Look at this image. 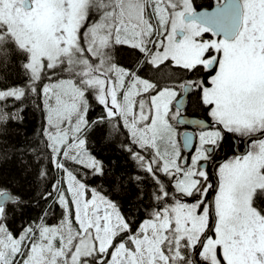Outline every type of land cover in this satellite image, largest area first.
Returning <instances> with one entry per match:
<instances>
[{"label":"snow or ice","instance_id":"1","mask_svg":"<svg viewBox=\"0 0 264 264\" xmlns=\"http://www.w3.org/2000/svg\"><path fill=\"white\" fill-rule=\"evenodd\" d=\"M33 97V151L61 174L41 198L61 212L14 232L24 201L0 187V264H264V0H0V129ZM97 130L133 174L93 153Z\"/></svg>","mask_w":264,"mask_h":264},{"label":"trees","instance_id":"2","mask_svg":"<svg viewBox=\"0 0 264 264\" xmlns=\"http://www.w3.org/2000/svg\"><path fill=\"white\" fill-rule=\"evenodd\" d=\"M203 2L204 0H195L196 4ZM122 50L124 53L129 51L128 49ZM130 60L131 57L129 60L122 59L121 62L128 64ZM21 80L20 69H12L8 82L20 83ZM21 107L23 108L20 113L22 119L12 120L0 129V187L10 188L14 193H18L24 201L20 206L6 205L8 224L14 232L21 231L22 227L39 217L45 209L49 210L48 220L51 221L57 219L56 212L59 215L61 212L58 205L52 204L51 199L41 198L43 193L51 191V185L61 174H58L54 167L48 164L46 155L43 159H38L33 151L37 147V141L40 139L38 133L44 122L42 100L33 97ZM100 113L101 109L97 107L90 112V116L95 118ZM92 151L112 169L113 176L134 173L133 163L121 150L120 141H106L100 130H97L92 136ZM44 164L48 165L51 173V177L47 180L38 175ZM91 183L97 184L100 181L94 178ZM111 183L110 179L103 181L105 187L110 186ZM136 194L135 187L128 185L126 193L118 197L122 202L123 210L128 211L132 207ZM147 202L146 198L145 203Z\"/></svg>","mask_w":264,"mask_h":264},{"label":"flooded vegetation","instance_id":"3","mask_svg":"<svg viewBox=\"0 0 264 264\" xmlns=\"http://www.w3.org/2000/svg\"><path fill=\"white\" fill-rule=\"evenodd\" d=\"M194 3H195V0H194ZM216 3V0H204V2L203 3H195L196 5H197V7L198 8H201V7H210V6H212V5H214ZM197 114L198 115H201L202 116V113H200V112H198L197 111ZM181 131H183L184 130V128H181L180 129ZM194 130V133L196 134L197 132H198V129L196 128V129H193ZM234 144H237V145H239V148L238 149H225V152H224V156H223V158H222V160H220V161H217L216 163L217 164H219V163H223V162H225V159L227 158V159H231L232 157H233V155H240V154H243V153H239V151L243 148V146H244V141H242V140H239V139H237V140H234V141H232ZM249 147V144L248 143H246V150H247V148ZM189 153L190 152H185L184 151V154L185 155H189ZM222 155V153L220 154V156Z\"/></svg>","mask_w":264,"mask_h":264},{"label":"water","instance_id":"4","mask_svg":"<svg viewBox=\"0 0 264 264\" xmlns=\"http://www.w3.org/2000/svg\"><path fill=\"white\" fill-rule=\"evenodd\" d=\"M214 7H215V4L212 5V6H210V7H201V8H198V10H201V11H203V10H209V11H211L212 8H214ZM193 129H196V126H189L187 129H184L183 131L187 130V131H189V132H193V134L195 135ZM183 131H182V132H183ZM194 143H195V141H194ZM181 144H182V141H181ZM184 151H185V152H190L189 149H185ZM245 151H246V143L244 142V146H243V148L239 151V153H243V152H245ZM223 156H224V153H222V155L220 156V159L217 160V161L222 160ZM217 161H216V162H217Z\"/></svg>","mask_w":264,"mask_h":264},{"label":"rangeland","instance_id":"5","mask_svg":"<svg viewBox=\"0 0 264 264\" xmlns=\"http://www.w3.org/2000/svg\"><path fill=\"white\" fill-rule=\"evenodd\" d=\"M122 59H124V60H129L130 59V56L127 53H124L123 50H121V54H120V60H122ZM55 217H57V219H58V217H59V213L58 212L55 213ZM56 220H54V221L48 220V222L49 223H55Z\"/></svg>","mask_w":264,"mask_h":264}]
</instances>
